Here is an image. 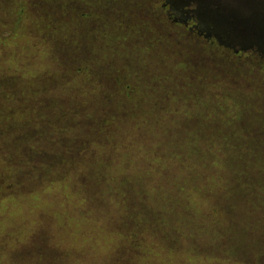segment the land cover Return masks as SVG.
Segmentation results:
<instances>
[{"label":"rangeland","instance_id":"rangeland-1","mask_svg":"<svg viewBox=\"0 0 264 264\" xmlns=\"http://www.w3.org/2000/svg\"><path fill=\"white\" fill-rule=\"evenodd\" d=\"M252 1L200 36L165 0H0V264H264Z\"/></svg>","mask_w":264,"mask_h":264},{"label":"water","instance_id":"water-1","mask_svg":"<svg viewBox=\"0 0 264 264\" xmlns=\"http://www.w3.org/2000/svg\"><path fill=\"white\" fill-rule=\"evenodd\" d=\"M208 1L212 6L217 5V9L205 14V17L208 18L209 16L210 18L207 20V22L212 24L216 28V31H228L230 29L232 34H234L237 30L243 31L245 28L244 25H247L251 22L250 7L247 6V4H250V2L253 3L252 0H232L231 3L233 4L228 6H223L224 2L221 4V1ZM248 12L249 14H247ZM239 21H241V23L238 24L237 22ZM254 23H256V21H254Z\"/></svg>","mask_w":264,"mask_h":264},{"label":"trees","instance_id":"trees-1","mask_svg":"<svg viewBox=\"0 0 264 264\" xmlns=\"http://www.w3.org/2000/svg\"><path fill=\"white\" fill-rule=\"evenodd\" d=\"M166 1V3H168L169 4V7L171 8V12L170 13H172L171 15H173V16H175V17H178L179 18V20H181L182 21V19H183V16H184V14H181V13H183V12H181V4H180V1H178L177 0V2H175L174 3V1L175 0H165ZM190 4H191V6H190V12L192 13V17H189L188 19L189 20H191V23H192V26H189V30L192 32L193 30H194V32H197L198 33V35H200V36H202L201 35V32L202 33H204L205 31L209 34V33H212L213 31H216V28L212 25V24H210V23H208L207 21H206V15L205 14H203L202 12H201V8L196 4V3H194V2H190ZM55 6H53V10H54V12H55V14L57 15H55L54 13H53V11L52 12H48V11H46V12H41L40 14L42 15V16H45L44 18H46V17H51V18H53L54 20H57L58 21V15H59V12H58V9H62V11H61V13L62 12H64V10H65V7L66 6H64L63 7V4H60L59 2H58V0H57V4H54ZM168 6V5H167ZM215 6V5H214ZM217 6V5H216ZM215 6V7H216ZM189 11V10H188ZM209 17V16H208ZM62 18V17H61ZM187 19V20H188ZM184 21V20H183ZM182 21V22H183ZM185 22V21H184ZM191 25V24H190ZM154 28V27H153ZM191 35V34H190ZM38 124V123H37ZM14 127V125H12L9 129H11V128H13ZM22 129H24V124L22 123ZM22 129H20V130H22ZM25 133V132H24ZM23 133V134H24ZM241 147V146H240ZM247 152V151H246ZM248 153V155H250V154H254V151H252V152H247ZM189 157H190V159H188V163H187V165H189V166H192V165H195L196 163H198L199 161L197 160L196 162L193 160V157H195L194 156V153L193 152H191V154L190 155H188ZM207 177H210V175L209 174H207Z\"/></svg>","mask_w":264,"mask_h":264},{"label":"flooded vegetation","instance_id":"flooded-vegetation-1","mask_svg":"<svg viewBox=\"0 0 264 264\" xmlns=\"http://www.w3.org/2000/svg\"><path fill=\"white\" fill-rule=\"evenodd\" d=\"M181 14H184V16H183V19H182V21L184 20V21H187V19L189 18V17H192V13L191 12H184L183 11V13H181ZM183 21V22H184Z\"/></svg>","mask_w":264,"mask_h":264}]
</instances>
